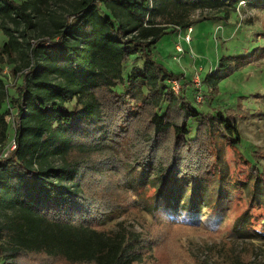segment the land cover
Listing matches in <instances>:
<instances>
[{"label":"trees","instance_id":"16d2710c","mask_svg":"<svg viewBox=\"0 0 264 264\" xmlns=\"http://www.w3.org/2000/svg\"><path fill=\"white\" fill-rule=\"evenodd\" d=\"M51 1L0 0V18L12 23L3 26L9 40L0 48V111L6 99L19 110L12 140L16 148L0 157V264H19V258L31 254L74 264L142 261L133 237L106 229L111 217L99 213L83 189L84 159L107 147L100 145L107 133L104 120L114 118L100 96L104 92L122 118L136 122L149 109L148 143L153 147L166 140L158 158L152 154L150 162L137 161L139 167L132 170L138 184L150 180L155 189V196L142 200L151 212L200 216L211 205V195H223L227 168L222 158L217 157L222 169L215 172L211 188L203 176L173 166L194 152L201 128L237 149L249 167L241 187L252 197L250 203L263 207V173L239 150L238 123L224 110H199L194 104L199 88L160 65L153 50L166 33L155 20L157 12L210 9L227 17L243 2L264 9V0H155L154 8L150 0H60L68 3L63 13L49 11L46 18L42 10ZM181 20L175 22L178 28L185 23ZM17 54L27 59L25 66L16 63ZM137 56L143 66L130 64ZM231 66L222 58L210 79L219 83ZM5 68L20 81L11 86ZM174 78L185 86L180 93L167 82ZM8 114L0 113L2 145L9 137ZM166 150L171 156L165 161ZM202 167L208 171L209 162Z\"/></svg>","mask_w":264,"mask_h":264},{"label":"rangeland","instance_id":"374dc122","mask_svg":"<svg viewBox=\"0 0 264 264\" xmlns=\"http://www.w3.org/2000/svg\"><path fill=\"white\" fill-rule=\"evenodd\" d=\"M67 4L52 0L49 6L43 7L42 16L47 18L49 11L63 13V7ZM150 5L154 8L155 0H150ZM171 8L157 12L155 17L166 30L154 47L155 60L176 75L184 74L199 88L194 95V104L199 110L213 112L221 109L238 123L243 139L239 150L258 165L264 177L263 7L258 3H241L227 17L210 9L179 14ZM180 17L186 25L181 24V29L175 23ZM5 24L12 23L0 18V48L9 40L3 29ZM189 27L191 31L187 30ZM224 57L232 62V71L223 74L219 83H214L217 79H210L211 75ZM26 60L22 55H16L18 65L25 66ZM130 64L143 66L142 58L137 56ZM3 73L11 86L20 81L7 68ZM167 82L172 89V85L177 83L179 93L185 87L175 78ZM9 91L14 93L12 88ZM199 95H204L202 102L198 100ZM100 96L104 97L108 113L114 112V118L104 120L107 133L100 145L107 147L84 159L83 189L97 211L111 217L106 229L125 232L133 237L137 250L143 255L142 261L137 264H264V205L261 208L250 203L252 197L243 191L241 185L247 181L249 167L237 149L231 147L230 141L206 134L201 128L194 152L184 163L173 162L176 171L203 176L206 179L203 184L211 188L215 172L222 169L217 165V157L222 158L227 170L220 199L217 195H211V205L204 208L200 216L193 212L160 209L151 212L152 209L142 200L155 196V189L151 187L150 180L144 185L138 184L132 177V170L137 161L141 165L150 162L152 154L158 158V154H161L159 151L166 148L163 147L166 140L160 139L153 147L148 143L147 134L150 136V133L146 118L149 109L141 117L138 116L136 122L131 121L129 117L118 115L109 94L104 92ZM18 111L6 99L0 113L9 112L6 118L10 124L9 137L5 144H0V156L9 150L15 137L14 118ZM158 146L159 150H156ZM170 156L166 150L163 160ZM208 162L210 168L207 171L202 166ZM17 262L74 264L45 254L25 255Z\"/></svg>","mask_w":264,"mask_h":264},{"label":"built area","instance_id":"2783aa9c","mask_svg":"<svg viewBox=\"0 0 264 264\" xmlns=\"http://www.w3.org/2000/svg\"><path fill=\"white\" fill-rule=\"evenodd\" d=\"M243 4H244V2H243ZM189 31H191V28H189ZM187 39H188V36H187ZM187 39H186V40H187ZM187 41H188V40H187ZM198 84H199V85H198ZM198 84H197V85L200 86V83H198ZM172 87H173V89H174L177 93L179 92V89H180V88H179V85H178L177 83H174V84L172 85ZM203 98H204V97H203L202 95H199V99H198V100H199L200 102H202V101H203V100H202ZM15 148H16V143H15V141H13L12 144H10V148H9V150H7V152L3 153L0 157H2V156H3V157H4V156L6 157V156L9 154V152H10V151H13Z\"/></svg>","mask_w":264,"mask_h":264}]
</instances>
